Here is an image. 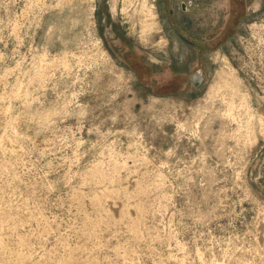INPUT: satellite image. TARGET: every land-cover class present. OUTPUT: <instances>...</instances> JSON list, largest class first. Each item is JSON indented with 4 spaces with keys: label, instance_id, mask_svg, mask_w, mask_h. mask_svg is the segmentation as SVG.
<instances>
[{
    "label": "rangeland",
    "instance_id": "rangeland-1",
    "mask_svg": "<svg viewBox=\"0 0 264 264\" xmlns=\"http://www.w3.org/2000/svg\"><path fill=\"white\" fill-rule=\"evenodd\" d=\"M0 264H264V0H0Z\"/></svg>",
    "mask_w": 264,
    "mask_h": 264
},
{
    "label": "water",
    "instance_id": "water-1",
    "mask_svg": "<svg viewBox=\"0 0 264 264\" xmlns=\"http://www.w3.org/2000/svg\"><path fill=\"white\" fill-rule=\"evenodd\" d=\"M182 6H183V9H184V4ZM192 77H193L192 79H193V82H194L195 86H197L202 80L201 76H199V75H193Z\"/></svg>",
    "mask_w": 264,
    "mask_h": 264
},
{
    "label": "bare ground",
    "instance_id": "bare-ground-1",
    "mask_svg": "<svg viewBox=\"0 0 264 264\" xmlns=\"http://www.w3.org/2000/svg\"><path fill=\"white\" fill-rule=\"evenodd\" d=\"M114 7H115V6H114ZM150 12H151V11H150ZM149 25H150V24H149ZM143 27H144V26H143ZM215 89H216V88H215ZM216 90H217V89H216ZM218 90H219V89H218ZM230 106H231V105H230ZM229 108H230V107H229ZM229 108H228V109H229ZM231 108H232V107H231ZM229 111H230V110H229ZM230 113H231V112H230ZM21 262H22V261H21Z\"/></svg>",
    "mask_w": 264,
    "mask_h": 264
}]
</instances>
